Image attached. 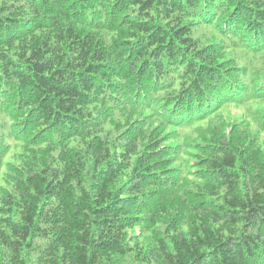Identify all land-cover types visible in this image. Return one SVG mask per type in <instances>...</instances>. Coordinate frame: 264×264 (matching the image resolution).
<instances>
[{
	"label": "trees",
	"instance_id": "16d2710c",
	"mask_svg": "<svg viewBox=\"0 0 264 264\" xmlns=\"http://www.w3.org/2000/svg\"><path fill=\"white\" fill-rule=\"evenodd\" d=\"M260 103L264 0H0V264H264Z\"/></svg>",
	"mask_w": 264,
	"mask_h": 264
},
{
	"label": "rangeland",
	"instance_id": "374dc122",
	"mask_svg": "<svg viewBox=\"0 0 264 264\" xmlns=\"http://www.w3.org/2000/svg\"><path fill=\"white\" fill-rule=\"evenodd\" d=\"M257 109H259L261 111H264V103H260L257 106ZM223 113H224V116L229 121L235 122V121H238L241 118V116H242V109L241 108H238L236 106L230 105V106L224 107ZM252 129L255 130V127L253 126ZM259 138L262 139L263 136L262 135H259Z\"/></svg>",
	"mask_w": 264,
	"mask_h": 264
}]
</instances>
